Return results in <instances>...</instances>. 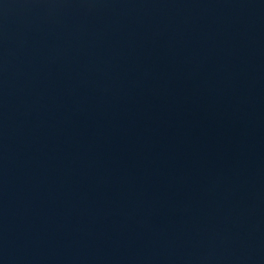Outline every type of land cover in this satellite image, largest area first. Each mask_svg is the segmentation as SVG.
Instances as JSON below:
<instances>
[{"label": "water", "instance_id": "95a60500", "mask_svg": "<svg viewBox=\"0 0 264 264\" xmlns=\"http://www.w3.org/2000/svg\"><path fill=\"white\" fill-rule=\"evenodd\" d=\"M0 264H264V0H0Z\"/></svg>", "mask_w": 264, "mask_h": 264}]
</instances>
